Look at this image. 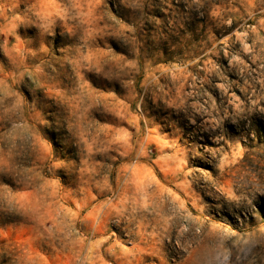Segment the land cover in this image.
<instances>
[{"label": "rangeland", "instance_id": "rangeland-1", "mask_svg": "<svg viewBox=\"0 0 264 264\" xmlns=\"http://www.w3.org/2000/svg\"><path fill=\"white\" fill-rule=\"evenodd\" d=\"M180 3L70 0L69 6V0H0V56L5 59L22 56L26 34L57 33L75 24L85 37V46L67 66L78 82L75 91L54 87L48 70L42 72L27 57L22 79L16 84L0 80V98L15 93L25 104L32 95H52L68 118L66 131H39L44 126L38 125L33 135L31 152L52 171L34 170L30 187L0 186V207L11 218L0 225V264H169L178 227L174 221L185 213L196 217L206 238L222 233L223 246L211 264H231L233 245L244 247L253 232L264 228L255 202L249 208L233 201L227 210L202 214L192 206L195 176L209 171L201 166L204 148L219 147L199 94L208 91L215 99L226 89L243 99L245 81L264 74L259 46L251 48L242 27L254 21L238 19L242 9L228 11L240 8L229 0ZM180 13L183 27H170ZM177 31L180 35L173 34ZM185 31L190 41L183 39ZM55 46H49L50 53ZM229 50L242 55L230 62ZM218 73L228 83L209 89L208 81L220 83ZM98 76L114 87L98 88ZM26 139L21 122L0 151V172L15 173L14 152ZM56 144H61L59 157ZM246 159L242 150L226 149L221 162L227 169ZM223 191L227 200L231 192L227 186ZM232 219L245 221L244 228H234Z\"/></svg>", "mask_w": 264, "mask_h": 264}, {"label": "clouds", "instance_id": "clouds-1", "mask_svg": "<svg viewBox=\"0 0 264 264\" xmlns=\"http://www.w3.org/2000/svg\"><path fill=\"white\" fill-rule=\"evenodd\" d=\"M171 7V0H167ZM192 4H198L199 0H191ZM229 3H236L240 8H229L228 11L243 15L238 19L253 20V25L245 23L242 25L244 34L252 41L251 48L254 50L259 46V52L264 57V0H229ZM178 7L183 5L177 0ZM70 6V0H69ZM184 14H174L170 27L179 29L183 27ZM223 23H231V20H224ZM180 35L179 32H174ZM51 37V40L49 39ZM183 39L191 40V34H183ZM230 39V38H229ZM85 37L79 25L65 26L57 33L52 31L35 32L26 34L21 42L23 53L20 57L9 56L5 59L0 56V80H11L16 84L27 74V67L24 64V57L30 59L41 71L47 69L46 75L50 78L54 87H61L66 93H71L78 87L74 71H69L68 65L73 63L72 57L79 48H83ZM55 43L53 51L49 52V46ZM224 43H228L225 41ZM232 41V45H235ZM231 62V57L242 55L241 50H229L225 53ZM241 63H243L241 61ZM224 72L231 71V68H224ZM102 75V74H101ZM220 83L208 81L209 89H217L221 84H226L227 77L219 74ZM251 76V72H249ZM98 88L114 87V84L101 79L99 76L94 80ZM259 85V87H257ZM240 85H231L229 87ZM203 87V85H202ZM243 99L235 97L228 90L224 89L213 99L208 91L199 94L202 100V112L209 117V127L215 135L216 144L219 145L214 151L204 148L202 167L209 169L208 172L197 173L194 179L197 191L193 193V208L198 214L207 210L210 213L216 212L221 207L227 210L237 204L243 203L249 208L258 209L264 214V74L259 78H252L251 83L245 81L241 87ZM30 103H18L19 97L12 94V97L3 96L0 98V151L9 146L13 130L23 122L27 131V139L17 145L14 152L16 171L14 174L0 172V186L11 184L13 188L23 189L30 187L34 170L51 172V164L38 161L31 152L33 135L44 131L46 127H54L58 132L66 131L68 125L67 117L64 114L63 104L52 95H32L28 98ZM219 101L217 104L216 101ZM67 103V100L64 101ZM25 111L27 119H24ZM214 113V114H213ZM31 127H28V121ZM195 124V119L192 120ZM68 136H61V142L66 143ZM211 142L210 137H205V143ZM55 143V141H54ZM57 156L62 155L61 144H56ZM240 149L247 159L240 162V166L224 168L222 158L225 150ZM114 159V158H113ZM218 170V171H217ZM46 172V174H47ZM72 177L70 176L69 179ZM227 182V183H226ZM227 186L231 196L225 199L224 187ZM196 201H200V207H196ZM6 209L0 207V225L5 224L10 217L5 215ZM185 213L184 216L176 217L174 223L178 225L174 245L170 248L172 255L169 257V264H211L214 254L223 246L222 233L213 232L206 236L201 235V229L197 225L196 217ZM172 219V217H169ZM188 220L185 224L184 221ZM234 228L243 229L245 221L232 219ZM226 232L227 230H223ZM229 236L235 237V232H229ZM171 238V236H169ZM204 241V243H202ZM244 247L233 245L231 252V264H264V228L253 232L249 240L244 241Z\"/></svg>", "mask_w": 264, "mask_h": 264}]
</instances>
